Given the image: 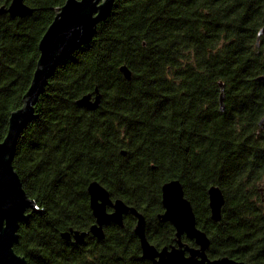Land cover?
I'll return each instance as SVG.
<instances>
[{"label":"trees","instance_id":"trees-1","mask_svg":"<svg viewBox=\"0 0 264 264\" xmlns=\"http://www.w3.org/2000/svg\"><path fill=\"white\" fill-rule=\"evenodd\" d=\"M25 1L30 15L0 13V141L24 103L53 7L66 0ZM263 25L264 0H115L92 40L58 65L20 135L14 166L45 212L22 224L15 250L29 264H146L131 230L90 244L61 231L94 220L92 180L154 215L162 184L178 178L211 238L210 256L264 264ZM97 86L100 106L79 105ZM212 184L226 198L219 221ZM172 230L153 223L149 234L163 244Z\"/></svg>","mask_w":264,"mask_h":264},{"label":"water","instance_id":"water-1","mask_svg":"<svg viewBox=\"0 0 264 264\" xmlns=\"http://www.w3.org/2000/svg\"><path fill=\"white\" fill-rule=\"evenodd\" d=\"M114 3L115 0H66L61 6L53 7L56 14L39 41L40 54L32 81L23 96L24 103L8 116L7 133L0 141V264H29L27 257L14 249V243L19 239L20 223L29 222L33 213L45 212V208L27 192L14 166L20 135L37 117L35 105L58 65L79 47L92 40L98 23L111 14ZM33 12L34 7L25 0H11L9 5L0 6V13H9L11 17H23ZM262 35L264 25L257 34L258 44ZM121 70L126 78H132L133 72L127 64H122ZM263 77L264 75L260 76ZM220 85L219 102L221 110H224L225 83L220 81ZM101 100L102 93L97 86L94 92L83 94L77 102L81 106L95 110L100 106ZM263 122L264 116L260 124ZM123 152L126 153V150ZM88 193L90 207L96 218L90 226V231L104 238V224L114 221L122 225L124 213L131 211L138 217L135 231L140 238L144 258L152 259L159 264H255L227 255L217 258L208 256L210 238L206 231L197 227L191 200L185 196L183 184L178 178L162 184V204L165 210L159 213V216L162 220H170L175 225L178 236L186 232L195 238L198 247L183 246L179 239V246L159 248L149 241L146 234V217L137 207L120 197L114 199L109 189L97 179L89 183ZM208 195L211 217L219 221L226 202L224 191L221 186L212 184L208 189ZM108 205L113 207L112 211H108ZM87 232L71 228L61 231V236L70 239L73 235L77 241L82 242ZM186 250L190 251L189 255H186Z\"/></svg>","mask_w":264,"mask_h":264},{"label":"flooded vegetation","instance_id":"flooded-vegetation-1","mask_svg":"<svg viewBox=\"0 0 264 264\" xmlns=\"http://www.w3.org/2000/svg\"><path fill=\"white\" fill-rule=\"evenodd\" d=\"M263 129H264V122H263ZM183 188H184V185H183ZM161 190H162V187H161ZM184 193H185V189H184ZM185 196H186V194H185ZM112 197H113V195H112ZM113 198L115 199V197H113ZM89 200H90V196H89ZM224 205H223V208H224ZM162 206H163V204H162ZM223 208H222V212H223ZM112 210H113V207H111V206L108 205V211H112ZM138 210L141 211L145 215V217H146V234H147V237H148L149 241L151 243H154L157 247L162 248L163 246H168L169 248H172V246H174V245L175 246H179V243H180L179 242V239L183 243V246H186V245L193 246V247H198L199 246V244L197 243L196 239L190 237L189 235H187L186 232H183L180 236H178L177 235V228L175 227V225L170 220H162L161 219V217L159 216V213H161V212H163L165 210L164 206L162 207L161 210L157 211L154 215L147 214L146 212H144V211H142L140 209H138ZM194 212H195V210H194ZM92 213H93V211H92ZM210 215H211V208H210ZM195 216H196V212H195ZM123 219H124V224H122V225H120V224H118V223H116L114 221H109V222L105 223L104 224L105 237L104 238H100V237L96 236L93 232L90 231V226L96 221V218L94 216V220L86 228H74L72 226L70 227V229L72 228V229H77V230H80V231H88L86 233L85 238H84V240L82 242L77 241L73 235L68 240L71 241V242H73V243H78V244H82V243L90 244L91 242H100V241H103L108 235H110V236H116V237H118V236L122 237L124 235V231L131 230L133 232V233L131 232V234L133 236L137 237V239H138V241L140 243V247H141L140 238H139V236L137 235V233L135 231V226H136L137 221H138L137 215L134 214L131 211H128V212H125L124 213ZM130 221H131V223H130ZM23 223H25V222H21L20 223V227H19V230H18L19 236H20V229H21V226H22ZM153 223H156L159 226H164L166 224H170L172 226V229L173 230H172V233L170 235V239L167 242L161 244V243H155L152 240V238L150 237V234H149V230L151 229V224H153ZM196 224H197V227L198 228L204 230L198 224L197 216H196ZM208 236H209V234H208ZM209 238H210V236H209ZM117 240L118 239H114V241H117ZM18 241H19V239H18ZM18 241H16L14 243V246H15V244ZM211 243H212V241H211V238H210V245L207 248L208 256L210 258H217V257L210 256L209 249L211 247ZM14 249H15V247H14ZM185 253H186V255H189L190 254V251L189 250H186ZM141 258H142V260H145V263L146 264H159L158 262L153 261L152 259L142 257V249H141Z\"/></svg>","mask_w":264,"mask_h":264},{"label":"rangeland","instance_id":"rangeland-1","mask_svg":"<svg viewBox=\"0 0 264 264\" xmlns=\"http://www.w3.org/2000/svg\"><path fill=\"white\" fill-rule=\"evenodd\" d=\"M259 185H264V179H262L261 181H259Z\"/></svg>","mask_w":264,"mask_h":264}]
</instances>
